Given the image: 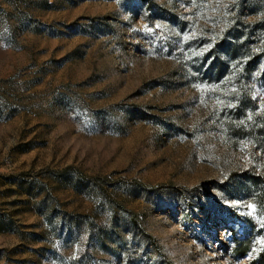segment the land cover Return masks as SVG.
<instances>
[{
    "label": "rangeland",
    "instance_id": "374dc122",
    "mask_svg": "<svg viewBox=\"0 0 264 264\" xmlns=\"http://www.w3.org/2000/svg\"><path fill=\"white\" fill-rule=\"evenodd\" d=\"M245 99L264 0H0V264H248Z\"/></svg>",
    "mask_w": 264,
    "mask_h": 264
},
{
    "label": "trees",
    "instance_id": "16d2710c",
    "mask_svg": "<svg viewBox=\"0 0 264 264\" xmlns=\"http://www.w3.org/2000/svg\"><path fill=\"white\" fill-rule=\"evenodd\" d=\"M236 50V46H234L233 51ZM243 80H239V84H242ZM241 111H240V116L244 120H246V124L248 125L244 133L248 135L255 143H257L259 146L264 147V115H255L256 117H251L252 120H247L249 119L248 117V112L246 108V99L241 101ZM252 111V107H250ZM238 248V256H243L247 253L248 247L243 246L242 242H239V245L237 246ZM248 264H264V248L257 254V256L252 259Z\"/></svg>",
    "mask_w": 264,
    "mask_h": 264
},
{
    "label": "snow or ice",
    "instance_id": "6c2138e0",
    "mask_svg": "<svg viewBox=\"0 0 264 264\" xmlns=\"http://www.w3.org/2000/svg\"><path fill=\"white\" fill-rule=\"evenodd\" d=\"M250 207H251V205H250ZM261 243H264V240H261Z\"/></svg>",
    "mask_w": 264,
    "mask_h": 264
}]
</instances>
